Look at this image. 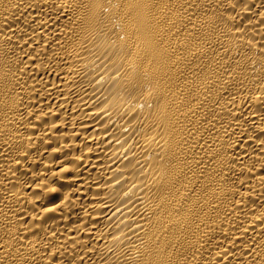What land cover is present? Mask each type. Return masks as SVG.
I'll return each instance as SVG.
<instances>
[{
  "label": "bare ground",
  "instance_id": "obj_1",
  "mask_svg": "<svg viewBox=\"0 0 264 264\" xmlns=\"http://www.w3.org/2000/svg\"><path fill=\"white\" fill-rule=\"evenodd\" d=\"M0 264H264V0H0Z\"/></svg>",
  "mask_w": 264,
  "mask_h": 264
}]
</instances>
